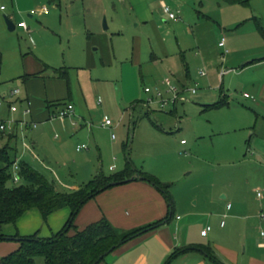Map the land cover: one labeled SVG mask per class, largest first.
Listing matches in <instances>:
<instances>
[{
	"label": "rangeland",
	"instance_id": "rangeland-1",
	"mask_svg": "<svg viewBox=\"0 0 264 264\" xmlns=\"http://www.w3.org/2000/svg\"><path fill=\"white\" fill-rule=\"evenodd\" d=\"M81 1L62 0L61 16L50 0H45L51 13L48 16L29 19L23 11L21 19L32 33L23 34L18 29L10 32L6 23L0 21L4 26L0 31V121L17 133L12 145L19 160L31 162L65 194L85 187L99 174L115 177L128 164L132 165L171 186L175 217L184 218L182 211L186 208L194 212L206 210L212 215L223 205L226 210L232 199L251 202L258 209L256 219L251 221L257 226H251L250 234L252 238L260 237L264 232V158L257 154L264 156V113L258 112L245 95L254 97L251 84L264 80V67L246 69L241 64L235 70L225 71L235 66L233 63L240 56L264 47V37L253 21L256 16L264 20V0H165L175 14L181 12L180 20L172 21L160 11L159 20L163 24V37L169 30L168 50L176 54L174 58L180 67H183L182 53L190 67L187 89L196 90L198 96L209 92L215 100L202 103L188 91L191 95L184 94L186 100L176 105L170 103L163 108L161 101L155 99L149 109L142 102L154 96L147 95L145 88L154 89L170 75L163 64L150 71L155 69L150 65L155 53L161 55L155 37L142 27L137 29L138 22L132 19L134 13L126 14L118 0H109L117 8L114 11L113 5L106 7L108 14L102 18L99 46L91 48L93 57L89 60L87 30L92 29L89 25L92 15L84 8L91 5L89 0L84 7L85 2L82 5ZM0 5L10 7L6 2ZM69 7L71 13L66 12ZM105 19L108 29H104ZM10 20L17 26L18 19ZM119 30L123 33L115 34ZM134 35L143 42L145 63L141 68L133 65L131 59ZM223 38L226 47L220 49L218 43ZM33 54L46 66L58 69L57 73L46 69L42 78L67 73L66 80H62L66 93L63 103L70 100L74 103V113L70 116L42 120L23 115L25 103L20 100L26 94L28 80L22 76L30 65L27 59ZM108 62L110 65H106ZM201 72L207 77H199ZM15 90L20 93L12 95ZM43 91L34 93L31 100L46 103L50 95ZM163 91L164 99L172 100L173 95L164 88ZM223 99L222 107L213 108ZM10 106L18 111L11 112ZM151 112H154L153 123L147 116ZM106 117L111 126L105 125ZM34 122L36 129L30 126ZM182 140L186 146L181 145ZM6 141H1L0 146ZM78 146L86 149L79 152ZM225 193L230 196L228 200L222 199ZM259 193L262 198L258 197ZM29 214L20 222L25 223L24 230L40 238L51 237L62 224L57 220L58 215H51L45 221L37 209ZM214 217H219L220 222L227 221L221 213ZM5 229L7 234L17 231L13 225ZM17 239L0 242V259L7 247L18 243ZM43 262L41 257L36 259V264Z\"/></svg>",
	"mask_w": 264,
	"mask_h": 264
},
{
	"label": "crops",
	"instance_id": "crops-1",
	"mask_svg": "<svg viewBox=\"0 0 264 264\" xmlns=\"http://www.w3.org/2000/svg\"><path fill=\"white\" fill-rule=\"evenodd\" d=\"M50 1H52L59 9L57 12L60 13L61 16V13H63L61 11L62 0ZM88 1L89 0H82V5L83 2H85V7V5L88 4ZM105 1H107V3ZM4 2L8 3L10 7L0 5V21L6 23L5 17H8L9 19H18V24L22 22L26 23L27 30L18 28L16 26V29L20 30L23 34L32 33V31L27 22L21 19L20 13L26 11L29 19H34L36 16L41 17L51 14L49 12H41L43 7H47L45 0H0V4ZM143 4L146 5L141 7ZM90 5L91 8L85 7L84 11L92 15L91 23H89L90 28L92 26V29L87 30L89 50L86 52L89 60H92L93 55L91 54V48L99 46V34L103 32L102 18L105 14H108L106 7L113 5L112 9L115 11L117 4L109 0H90ZM118 5L124 8L123 10L126 14L134 13L135 16H132V19L134 18V22H138L136 28L138 29L142 27L144 31H149L157 41V45L159 46L158 51L161 55H157L155 53L153 58L154 62L150 63V65H152L155 69L150 71L154 72L157 69V66L162 64L167 66L168 73L170 74L169 76L178 84V86H180L182 90L183 94H181V96L184 97V94H188V91L190 90H188L187 87L191 81L190 67L183 59L184 55L182 53L180 55L182 57L181 61L183 67H180L174 58L176 54H173L168 50L166 40L168 39L169 30L164 33L163 37L161 34V31L163 30V24H161L159 20V16H161L160 11H162L164 15H167V18L172 21L180 20L179 15L181 12L179 10L177 11V19H171L165 12V7H168L165 0H155V2L149 3L148 0H118ZM2 7H5V9L2 10ZM33 7L39 8L36 10V14L34 15L31 14V12L34 11L32 9ZM71 11L72 8L70 7L66 10L67 13H71ZM170 11L174 13L171 9ZM254 18H258L261 23L264 21L261 17L259 18L256 16ZM174 25L178 26V23H175ZM3 27L4 26L2 22H0V31H2ZM106 28L108 29L105 19L104 29ZM122 33L123 31L119 30L115 34L121 35ZM102 38L103 35H101V39ZM142 43L141 37L134 35L131 59L133 65L136 67L139 66L140 68L145 63L144 58L142 57ZM218 47L220 49H224L226 45L224 47H220L218 43ZM251 58H254L253 61L247 62V60H251ZM27 60L30 65L28 69H26V73L22 76L25 81L28 80L26 94L20 100L25 103V109L22 113L24 115V111L27 109V104L30 102L31 114L24 116H31L32 119L39 117L42 120H50L52 117L50 116V112L47 108V103L66 101L64 99L66 96L65 87L62 81L63 79L66 80V78L61 77V75L58 76V74H52V76L50 75L44 79L41 75L46 69H50L52 71L54 70L55 73L58 72V69L46 66V64L34 54L29 56ZM236 62V64L233 63L235 66L227 69L225 73L230 70H235L236 65L241 66V64H243L242 68L246 69H248L247 67L249 66H253L254 68L264 67V47L259 48L257 51H252V54H249L248 56H240L237 58ZM205 63L208 62L205 61ZM88 64L93 66V62H89ZM106 65H110V63L108 62ZM243 72L244 70L238 72L239 76ZM39 74V77H29L27 80L25 79L26 76H34ZM199 77H207V75L202 76L200 74ZM209 84H212L211 80H209ZM251 85V91L254 97L249 96L245 98L252 100L258 109V112L261 111L264 113V80L262 81L260 79L258 82L254 81ZM40 90H44L43 92L46 96L50 95L46 103L44 101H38L35 98L31 100L30 98V96H33L34 93ZM69 91L70 90L68 89V92ZM70 94L71 92H69V95ZM191 94L196 98L198 92L196 94L191 92ZM197 98L202 103H209L210 101L215 100V97L210 95L209 92H203ZM223 101H225V99H223ZM145 103L146 102H142V105L147 107ZM68 104H72L74 106V103L71 100ZM11 107L13 106H10V111ZM208 107L209 106H206V108ZM153 114L154 112H151L150 116L152 117ZM151 121L153 123L152 118ZM34 123L30 125L32 129H36L38 127L37 126L34 128ZM183 141L185 140L181 141V145L186 146L187 143L185 142L183 144ZM257 156L259 158H264V156L260 155L259 153ZM157 180L159 181V179ZM160 183L162 185H168L170 193L171 186L166 183ZM117 187L119 189L109 192V194H107L105 191L84 205L76 219V226L79 229H84L88 225L99 221L103 217H106L115 227L122 230H131L158 222L162 223L155 230L130 241L108 255L101 264H264V232L261 233L260 237L256 238H252L250 234L251 226H254L255 228L257 226L255 223L252 225L251 221L256 219L255 217L257 215L258 209L251 202L232 199V202L227 203L226 210L223 205L221 209H216L212 215H210L211 213L206 210L194 212L192 209L186 208L182 211L185 216L184 218L180 215L175 217L176 208L173 202L172 219L167 221V218L171 212V208L165 196L156 187L142 180H134L128 183H123L113 188ZM229 197L230 196L225 193L222 199L228 200ZM197 205L198 202L195 203V206ZM213 208L214 207L211 209ZM31 211L27 212L17 222L15 226L17 230L16 232L7 234V230H4L3 234L11 239L6 241H12L17 235L20 237L34 235L30 231L24 230L25 223L20 222L24 217L30 215L29 213H31ZM220 213L223 214V217L227 219V221L222 220L220 222L218 220L219 217H214V215H219ZM52 215H58L57 220L61 221L62 223L60 227L54 229L55 231L53 234H56L64 228L65 224L70 218L71 211L68 208H64ZM196 217L199 219H194ZM172 223L174 226H171ZM209 227L210 231L208 232L207 236H203L202 232ZM19 246L20 245L18 242L13 247H7L4 250L5 253L2 256L6 257L17 251ZM202 247L212 248L216 258L218 259V262H214L213 260L209 259L201 251ZM176 252H179V255L174 256Z\"/></svg>",
	"mask_w": 264,
	"mask_h": 264
},
{
	"label": "trees",
	"instance_id": "trees-1",
	"mask_svg": "<svg viewBox=\"0 0 264 264\" xmlns=\"http://www.w3.org/2000/svg\"><path fill=\"white\" fill-rule=\"evenodd\" d=\"M253 20L258 32L264 37V26L261 21L258 18ZM39 76L40 74L26 76L25 79ZM61 77L67 78V73ZM224 103L225 101H222L213 108H220ZM67 105L63 102H48L47 108L50 116H55ZM147 116L151 118L149 114ZM4 139H7L6 143L0 146V242L11 240L3 234L5 228L11 225L16 226L17 222L33 209H37L45 221L52 214L64 208L70 209L71 215L64 228L49 238H40L37 234L28 237L17 235L15 238L20 239L19 249L1 258L0 264H36V259L39 257L43 258V264H96L102 256H105L98 263L101 264L108 255L123 245L161 225L162 222H158L140 228L122 230L103 217L84 229H79L76 226V219L84 205L101 193L115 187L112 186L114 183L127 180H142L150 183L167 199L171 208L167 221L172 219L173 201L169 186L162 185L155 177L133 168L132 165L128 164L126 169L115 177L108 178L99 174L85 187L65 194L58 191L56 186L37 171L31 163L18 160L17 149L12 145L17 140L15 131L0 133V141ZM17 163L19 166L18 182L13 176V168ZM111 249L114 250L109 253ZM201 251L209 259L218 262L212 248L202 247ZM177 255L179 252H176L174 256Z\"/></svg>",
	"mask_w": 264,
	"mask_h": 264
},
{
	"label": "built area",
	"instance_id": "built-area-1",
	"mask_svg": "<svg viewBox=\"0 0 264 264\" xmlns=\"http://www.w3.org/2000/svg\"><path fill=\"white\" fill-rule=\"evenodd\" d=\"M5 8L2 7V10H4ZM41 12H49V9L47 7H43ZM165 12L169 15V17L171 19H177L178 18V15L175 14V13H172L170 11V9L168 7H165ZM31 14H36V11H32ZM18 28H23V29H26L27 30V25L26 23L22 22V23H19L17 25ZM219 46L220 47H224L225 46V40L224 38L222 39V41L219 43ZM201 75L204 76L206 75L205 72H201ZM163 88L166 89L167 91V94L169 95H173V98L172 100L170 99L169 101L168 100H165L164 99V91H163ZM182 90H180L178 87H176L175 84H173L171 78L167 77L165 78L160 85H156L154 89H151V88H145V93L148 94V95H153L154 97L150 98L148 100V102H146L145 104L147 105V107L149 108L150 107V104L156 99V100H160L161 103H162V107L163 108H166L170 103H173V104H177L179 101H184L186 100L183 96H181V94H183L181 92ZM191 92L193 94H196L197 91L196 90H191ZM20 93L19 90H15L12 92L13 95H18ZM245 97H249L248 94L245 95ZM18 109L13 106L11 107V111L12 112H16ZM74 113V106L72 104H68L67 106H65L63 109H61L55 116H52L53 117H58V118H66L68 116H70L71 114ZM31 114V103L28 102L27 104V109L24 111V115H30ZM104 123L106 126H111L112 125V122L106 117L105 120H104ZM33 127L36 128L37 127V124L34 123L33 124ZM14 131V128H12L11 126H7V124L5 122H1L0 121V133H8V132H12ZM186 141H183L182 143L184 144ZM86 149L85 146H80L78 148V151H82ZM18 171H19V166H18V163L15 164L14 168H13V176L15 178V181L18 182L19 181V178H18ZM258 197L262 198V194H258ZM230 207V206H229ZM224 224V223H223ZM222 224V225H223ZM210 231V227L207 228L206 230H204L202 232V235L203 236H207L208 232ZM264 235V233H263Z\"/></svg>",
	"mask_w": 264,
	"mask_h": 264
},
{
	"label": "water",
	"instance_id": "water-1",
	"mask_svg": "<svg viewBox=\"0 0 264 264\" xmlns=\"http://www.w3.org/2000/svg\"><path fill=\"white\" fill-rule=\"evenodd\" d=\"M5 21H6L7 27H8V29H9L10 32H13V31L16 30V26H15V24H14V23H13L8 17H5ZM130 181H132V180H127V181H125V182L114 183V184H112V186H117V185H120V184H123V183H128V182H130ZM17 241L19 242L20 239H17ZM113 250H114V249H111V250L109 251V253H111ZM107 254H108V253H107ZM107 254H106V255H107ZM104 257H105V256H102V257L100 258V260H99L96 264H98L101 260H103Z\"/></svg>",
	"mask_w": 264,
	"mask_h": 264
}]
</instances>
